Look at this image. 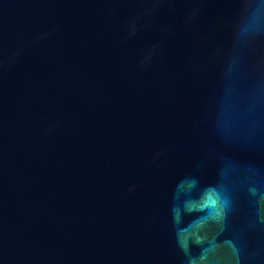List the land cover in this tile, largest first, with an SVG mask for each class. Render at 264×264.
Masks as SVG:
<instances>
[{"label":"water","instance_id":"95a60500","mask_svg":"<svg viewBox=\"0 0 264 264\" xmlns=\"http://www.w3.org/2000/svg\"><path fill=\"white\" fill-rule=\"evenodd\" d=\"M0 264H264L261 0H0Z\"/></svg>","mask_w":264,"mask_h":264},{"label":"clouds","instance_id":"9594fccd","mask_svg":"<svg viewBox=\"0 0 264 264\" xmlns=\"http://www.w3.org/2000/svg\"><path fill=\"white\" fill-rule=\"evenodd\" d=\"M261 6H264V0H261ZM194 183V182H193ZM192 185L190 184L189 187H191ZM226 201L224 202V205L226 206ZM203 207H207L210 209L215 210V216L216 218H220L222 216V211H221V206L219 204V197L217 195V197L213 200V202L208 203L207 202V194L205 196L204 199V203H203Z\"/></svg>","mask_w":264,"mask_h":264},{"label":"snow or ice","instance_id":"6c2138e0","mask_svg":"<svg viewBox=\"0 0 264 264\" xmlns=\"http://www.w3.org/2000/svg\"><path fill=\"white\" fill-rule=\"evenodd\" d=\"M217 197V194L214 191H210L207 193V202L211 203Z\"/></svg>","mask_w":264,"mask_h":264}]
</instances>
